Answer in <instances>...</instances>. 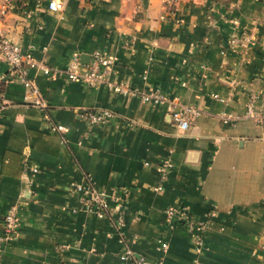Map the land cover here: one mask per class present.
<instances>
[{"label": "crops", "instance_id": "0c3cea01", "mask_svg": "<svg viewBox=\"0 0 264 264\" xmlns=\"http://www.w3.org/2000/svg\"><path fill=\"white\" fill-rule=\"evenodd\" d=\"M49 1L13 0L4 21L49 74H28L41 110L0 57V237L20 206L0 264H264V124L246 115L264 106V0H61V13ZM244 28L250 50L229 49ZM97 53L113 60L106 81H70L72 59L85 71ZM149 89L199 116L182 130L167 105L142 101ZM103 110L109 122H88ZM76 184L113 195L111 216L98 217ZM168 207L207 227L167 223Z\"/></svg>", "mask_w": 264, "mask_h": 264}, {"label": "built area", "instance_id": "2783aa9c", "mask_svg": "<svg viewBox=\"0 0 264 264\" xmlns=\"http://www.w3.org/2000/svg\"><path fill=\"white\" fill-rule=\"evenodd\" d=\"M177 0H163L166 6H172ZM13 9V0H0V57L4 58L8 65L12 68L13 72L17 74L22 81L27 93L24 97L25 101H28L33 106L45 110L46 103L42 98L39 88L35 85L34 81L28 77L29 70L39 69L44 73L49 74L48 68L43 62L36 60V58L29 52H24L22 47L15 43L4 29L5 18L11 13ZM48 9L54 13H61L64 10V3L61 0H50ZM233 24L238 25V22L234 21ZM255 38L252 34H249L244 28L240 33L232 34L228 41V48L235 49L241 48L245 51L250 50L254 44ZM113 60L105 57L102 54L97 53L95 60L88 70H81L78 57L72 59L69 67L65 71L69 80L72 82H83L84 84L94 87L98 86L106 81L107 69L112 65ZM109 86L117 92L130 93L131 91L124 88L122 85ZM141 99L146 104L152 105H167L170 109L173 121L182 130H188L192 122L199 116L198 110L194 106H181L179 109H174L176 106L173 100H170L166 94L158 89H149L141 93ZM249 118H255L261 124H264V106L258 111L254 110V105L250 104L248 112L246 114ZM114 117L113 113L109 110H103L100 112L89 113L86 117L90 124H104L109 122ZM49 126L52 130L58 132H65L66 129L62 125H57L51 122L50 118L45 116ZM170 164H167V167ZM32 173H37L36 168H32ZM165 171V169H162ZM27 178V175L25 176ZM75 190L82 195V199L85 201L88 207H91L94 213L98 217L111 216L112 210L110 200L114 199L113 195H110L103 190H98L91 185L84 186L82 184H76ZM117 213L120 215V206L115 207ZM19 209L18 204L12 205L5 218H4V235L0 237L1 242H10L14 239V235L19 227ZM165 221L172 223L178 221L186 224L191 230L200 232L207 227V224L202 221L195 220L190 216V212L186 208L168 207L165 212ZM121 221V219H120ZM197 252H200L203 243L200 237L196 240ZM162 249H167V244L162 243ZM133 257L131 250H126L122 256V259L129 260ZM146 264V263H143ZM193 264H199V260L196 259Z\"/></svg>", "mask_w": 264, "mask_h": 264}]
</instances>
